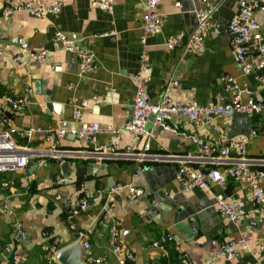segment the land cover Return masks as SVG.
Here are the masks:
<instances>
[{
	"label": "crops",
	"instance_id": "1",
	"mask_svg": "<svg viewBox=\"0 0 264 264\" xmlns=\"http://www.w3.org/2000/svg\"><path fill=\"white\" fill-rule=\"evenodd\" d=\"M5 1L0 0V98L9 93L25 94L28 103L25 109L14 111L0 101V112L18 128L47 131L67 125L78 127L82 121L101 126H118L127 121L132 115V77L143 49L149 59L147 89L152 100L160 97L167 79L175 78L178 85L172 95L176 99L201 104L210 100L229 102L233 92L221 80L226 75L239 88H250L253 96L264 100V86L239 71L230 45L227 26L238 12L240 0H222L211 16L212 25L205 33L201 52L185 46L187 35L197 26V11L212 0H159L157 12L163 19L162 30L147 35L144 43L140 30L143 0H114L111 12L91 7L90 0H57L61 3L58 13L38 16L20 11L2 18ZM176 1H180L179 6ZM40 2L49 4L48 0ZM256 19L264 37V12L257 11ZM180 32L184 34L182 39L169 48L168 39ZM56 33L92 52L95 70L78 76L75 54L62 48L61 41L55 40ZM21 42H27L31 49H44L45 61H15L13 55ZM73 97L89 100L79 120L73 118ZM169 121L178 131L157 130L149 140L148 150L144 149V137L128 132L116 140L119 154L94 151L96 144L115 140L110 133L97 134L93 141L67 133L55 144L54 154L44 157L41 163L30 159L23 170L0 172V264H7L13 253L18 255L19 264H60L55 255L50 260L46 258L53 239L58 240L59 250L79 243L85 264L100 257L101 262L91 264H118L108 244L109 221L105 216V207L113 198L117 199L113 215L121 220L123 244L133 253L129 264H181V257L189 264H207L215 258L223 239L245 234L249 229L248 245L227 264H256L257 244L264 243V222L255 216L232 222L216 206L222 195L240 199L250 207L247 191L229 177L223 184L211 183L208 191L184 190L174 178L175 163L165 158L194 152L191 134L213 140L256 128L259 133L247 144V156L253 169H264V113L216 118L215 130L179 116H171ZM150 124L151 119L147 121ZM15 138L37 150L49 151L52 146L41 134L28 141ZM59 177L62 182L57 181ZM108 181L112 187L107 191ZM127 185L140 188L142 193L130 199ZM261 185L264 187V178ZM82 189L90 191L92 197L88 208L74 219L79 228L87 231L88 249L75 241L68 219L74 195ZM152 192L162 199L156 210L146 205V201L154 199ZM183 206L195 211L194 231L189 224L182 225L186 218L176 222ZM168 233L173 235V241L162 247L152 245ZM214 263L223 261L216 259Z\"/></svg>",
	"mask_w": 264,
	"mask_h": 264
},
{
	"label": "built area",
	"instance_id": "2",
	"mask_svg": "<svg viewBox=\"0 0 264 264\" xmlns=\"http://www.w3.org/2000/svg\"><path fill=\"white\" fill-rule=\"evenodd\" d=\"M48 5H43L40 0H6L1 10V17L7 18L15 12H26L30 15L44 16L48 13H58L61 3L57 0H48ZM207 2L208 0H203ZM222 0H212L206 7L196 13L197 26L192 33L187 35L186 47L198 52L203 51V40L206 31L212 25L211 16L218 9ZM114 0H90L91 7L111 12ZM159 0H143L141 15V41L145 42L147 35L159 33L163 27V19L157 12ZM180 5V1H176ZM264 12V0H240L238 12L228 22L227 31L230 45L237 61L239 71L264 86V37L261 34L260 24L256 19V12ZM184 34L182 32L171 37L167 41L169 48L174 47ZM56 41H61L65 51L74 53L77 58V75L82 77L95 70V56L87 49H83L75 41L68 39L61 33H56ZM185 47V48H186ZM3 53L0 49V55ZM47 57L44 49H31L27 42H21L19 50L13 55L15 61L24 59L43 62ZM149 59L143 49L138 54V69L133 75L134 94L132 100L131 118L118 126H101L97 122H80L78 127L57 128L54 130H42L39 128H18L11 119L0 112V172L8 173L23 170L30 159H36L41 163L44 157L54 154L55 144L65 134L70 133L79 138L93 141L97 134L106 132L114 136L111 143H99L94 147L95 152H107L119 154L117 151V139L128 132L145 138L144 149H149V140L159 129L177 132L176 125L170 123L171 116H179L192 124L205 123L212 129H216L214 120L219 117L230 118L234 113H264V100L252 95L250 88L241 89L236 85L231 76H223V80L232 90V98L229 102L210 100L201 104L196 100H179L173 97V89L178 85V80L169 78L165 81L159 98L152 100L147 89L150 81L148 75ZM247 95L246 100L243 95ZM96 100V98H93ZM2 104L9 106L14 111L25 109L28 99L25 94H5L0 98ZM71 104L74 108L73 118L79 120L82 110L88 107V99L73 97ZM151 119L150 126L147 121ZM259 131L251 128L246 133L219 139L207 140L199 135L191 134L189 137L195 145L194 152L170 154L167 159L175 163L174 178L184 190L194 188L208 191L211 183L223 184L227 177L233 179L247 191L251 206L247 207L244 201L235 197L219 196L216 201L218 212L229 221L235 222L245 216H255L264 222V187L261 180L264 178V169H253L252 160L247 156V144ZM41 134L51 143L49 151L37 150L27 143L21 144L15 137L23 141L30 140L34 135ZM181 134H185L184 131ZM264 138V130L262 132ZM125 154H129L128 151ZM58 182L63 178L59 177ZM3 183V186H6ZM127 193L130 199H134L142 193L140 188L127 185ZM92 193L86 189L78 191L74 195V206L70 209L68 219L71 230L75 232V241L80 242L84 248H89V236L85 229L79 228L75 222V216L88 208ZM113 198L105 207V216L109 221L108 244L111 253L116 257L118 264H129L133 260V253L126 248L122 241L121 220L113 215L115 202ZM251 233L227 237L223 239L215 254L214 259L207 264H215L216 259L227 264L236 253L248 245ZM173 241L172 234H163L152 242L154 247H162L164 243ZM258 257L256 264H264V243L257 244ZM176 250L180 251L179 246ZM59 251L58 240L53 239L49 245L46 258L49 260ZM103 257L90 259L87 264L98 263ZM7 264H19L16 253L11 255ZM170 264V263H167ZM181 264H189L181 257Z\"/></svg>",
	"mask_w": 264,
	"mask_h": 264
},
{
	"label": "water",
	"instance_id": "3",
	"mask_svg": "<svg viewBox=\"0 0 264 264\" xmlns=\"http://www.w3.org/2000/svg\"><path fill=\"white\" fill-rule=\"evenodd\" d=\"M63 128L69 127L67 126H62ZM112 187L111 183L108 181L107 185V191ZM154 195V199L152 201H146L147 208L149 210H156V208L159 206L161 203L162 199L159 197V195L155 192H152ZM141 197H146V195H141ZM184 209L178 211V218L176 222H179L182 219H187L185 223H182V225H188L189 224V229L194 231L196 227V222H195V211L192 207H187L183 206ZM81 252H82V247L79 243H75L69 247H66L64 249L59 250L55 254V259L57 260L58 263L60 264H85L84 261L81 259Z\"/></svg>",
	"mask_w": 264,
	"mask_h": 264
}]
</instances>
